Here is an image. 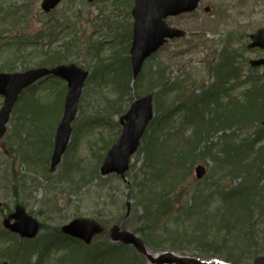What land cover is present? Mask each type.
I'll return each instance as SVG.
<instances>
[{
  "label": "rangeland",
  "instance_id": "1",
  "mask_svg": "<svg viewBox=\"0 0 264 264\" xmlns=\"http://www.w3.org/2000/svg\"><path fill=\"white\" fill-rule=\"evenodd\" d=\"M42 1L0 0V71L7 67L9 60L16 61L23 46V54L36 57L44 56L47 49L66 50L73 53L72 62L88 68L96 60L91 58L95 52L90 46L92 42L106 43L103 54L107 56L122 45L119 28L125 26L128 36L132 0H96L93 3L65 0L50 14L43 12ZM201 5L200 10L174 22L175 26L178 24L186 30L187 35L169 41L156 56L147 60L142 70L145 75L141 80L137 79L144 90L142 95L154 94L155 115L167 118L172 106L181 110L163 123V133L157 132L164 138V144L153 162L146 158V148L154 139L142 138L138 151L132 156V168L126 178L115 176L120 178L118 180L110 175L92 186L79 188L75 181L77 177L66 172L75 152L69 153L55 172H50L54 136L63 113L67 85L52 78L21 95L0 145V201L3 202L0 208V246L12 242L13 249L14 246L21 249L30 244L29 239L8 235L1 227L10 211L22 206L41 223L37 237L31 240L39 250L44 248V241L47 247L54 245L49 242H57L59 234H63L61 228L75 218L100 222L107 232V235L96 237L89 246H94V253H97L93 260L88 250H82V246L73 250L66 240V244L59 245L58 242L43 257L35 252L32 264H100L98 247L106 243V237L110 239L109 229L113 226L128 229L144 238L148 251L153 253L173 251L205 262L221 260L226 264H252L255 257L264 255V192L255 197L261 200L258 199L259 206L253 210L247 233L234 227L235 232L221 230L217 232V239L208 237L203 243L195 237L197 231L202 233V226L211 224L213 227L223 218L226 208L223 209L225 206L215 195L216 191L224 193L254 177L261 180L258 186L264 189V177L258 176L257 169L246 174L236 168L243 164L242 168L245 162L248 165L255 153L264 154V137H259L264 131L260 128L264 109L261 116L259 112L254 113L261 103L264 106V97L251 100L254 105L246 112L239 107L231 117L214 111L215 102L203 104V110H198L200 120H193L197 113L184 109L180 105L182 100H177L178 92L187 96H208L215 92L214 85H211L217 80L214 66L222 62L220 55L225 50L241 56L236 65L243 67V75L251 71L249 60L264 56V50L247 47L251 42L250 35L264 27V0H201ZM122 14L127 16V21ZM173 21L168 19L170 24ZM111 28L117 29V35ZM109 35H113L117 42L108 43L112 39ZM27 42L30 44H25ZM254 71L262 75L264 82V68H255ZM165 83L174 89L166 90ZM252 87V82H248L237 87L230 96L237 100L239 97L246 106L249 95L244 97L242 93L249 89V94ZM98 95L93 86L86 96L84 93L78 120L86 119L96 110L100 101ZM230 96L225 95L223 103L230 101ZM2 105L3 97L0 96V108ZM165 123L168 124L165 126ZM200 125H203V132L197 141L195 135ZM150 128L146 133L153 135L154 129ZM85 139L83 135L77 136L75 146L71 142L72 149L83 145ZM228 149L240 151L235 158L239 159L237 162ZM199 164L206 167L201 179L196 177L195 170ZM65 178L76 190L63 184ZM150 189L157 194L163 193L166 200L168 196L173 210L163 215L155 213L159 210L154 205L156 202L148 206L143 197ZM147 236L151 240L146 239ZM130 248L108 254L103 264H125L132 260H135L134 264H149L146 258ZM120 253L124 258L117 257ZM113 256L114 260L110 258ZM4 260L10 264L13 262L10 258H1L0 263Z\"/></svg>",
  "mask_w": 264,
  "mask_h": 264
},
{
  "label": "trees",
  "instance_id": "2",
  "mask_svg": "<svg viewBox=\"0 0 264 264\" xmlns=\"http://www.w3.org/2000/svg\"><path fill=\"white\" fill-rule=\"evenodd\" d=\"M130 35V34H129ZM130 37V36H129ZM120 43L122 45L116 52H111L109 55L105 56L103 54V51H105L107 44L97 42L92 44L93 48H95V52L91 58H95L96 60L90 64L88 67L91 70L90 77L88 79V82L86 84L84 93L85 96L90 92L91 87L93 86L100 95L99 96V102L96 105V110L91 113L86 119H80L76 121L74 125V134H73V146H75L76 141L75 138L79 135H83L85 137V141L83 145L77 146V148L70 145V148L66 154V156L71 153L75 152L74 160L71 162L70 167L66 169L67 175L71 174L72 176H76L78 182L79 188H87L89 186H92L97 181L101 182L103 181L102 176L100 174V166L101 163L105 157L106 152L108 149L117 141L120 133H121V126L119 123V120H116L115 117L122 116L128 109L129 105L132 102V68H131V61L129 58V40L125 38L119 39ZM117 42V41H116ZM30 44V43H25ZM23 46V45H22ZM25 49V46H23L19 50V54L15 60H9L7 62V67H3L4 70L14 71V70H23L30 67L35 66H42V65H57L62 62H71L74 60V56H72L73 53H67L66 50H52L47 49L44 56L37 55H30V54H23L22 50ZM78 56H80L78 54ZM86 62V61H85ZM232 64V63H231ZM233 65V64H232ZM236 68H233L232 71H235ZM145 75V73H141L139 76V80H141L142 76ZM232 79L234 76L237 78V74H232ZM254 77L257 78V76L254 75ZM161 79V78H159ZM231 79V80H232ZM252 79L251 77L248 78V80ZM258 79V78H257ZM216 87L215 92V98L220 97V92L223 88V77L220 76ZM166 90H172L174 88L170 89V86L168 87L165 83ZM255 88H258L257 85H254ZM103 90V93L101 89ZM105 88H108V91H105ZM261 88V87H260ZM144 93V90L141 88L140 83L136 82L134 95L139 97ZM251 93L253 95H259V91L257 89H254ZM90 95V94H89ZM88 95V96H89ZM207 100H204L201 103L207 102ZM193 104H197L195 100L192 101ZM199 104V103H198ZM79 118V117H78ZM166 117H161V115L157 116L155 120L152 122L151 128L154 129V134L151 135L149 132L146 133L145 136H149L151 140L154 139L152 143H149L148 147L146 148V158L151 159L152 162L155 160V156L157 155V152L161 150V145L163 144L162 135L159 133H163L164 127L163 123ZM168 119V117H167ZM199 126L200 133L198 136L202 134V129ZM150 128V130H151ZM159 131V133H157ZM159 134V135H156ZM264 134H261L259 137H263ZM199 140V137L197 138V141ZM196 141V142H197ZM84 149V152H83ZM70 151V152H69ZM103 152V153H102ZM91 160H94L92 163ZM264 154H261L260 152L252 159V161L247 165V162H245L244 166L240 169L243 172L246 171V174L250 173L253 169L258 170V176L264 177ZM151 165V164H149ZM246 165V166H245ZM73 166V167H72ZM238 167V166H237ZM236 167V168H237ZM65 172V173H66ZM68 178V177H67ZM63 179V184H68L71 188V190L74 189L75 186L71 185L69 182V179ZM113 178H117L120 180V178L113 176ZM261 180H256L254 177L253 180H250L248 182H243L241 185H239L236 188H231L229 191H225L224 193H220L216 191L215 195L219 200H222L224 204V208H226L225 213L223 212V218L220 219L219 223H216L213 227L211 224H207L201 227L202 233L195 234V237L198 241L201 243L204 242L206 238H212L217 239V232H220L221 230L230 232L234 231L235 229H239L240 231H244L247 233V230H249L250 227V218L252 216L253 210L256 206H259L258 199H255L258 193L264 192L263 186L260 185ZM67 190H70L67 189ZM70 190V191H71ZM111 191V190H110ZM224 191V190H222ZM163 193H155L151 189L148 191V193L144 194V198L146 200V204L148 206H152L154 202H156L154 205L157 207L156 209H159L157 212H160L162 215L166 212H170L173 210V203H169L168 196L167 200L164 195V197L161 195ZM214 196V195H213ZM106 198V197H105ZM209 199V197H208ZM105 200V199H104ZM261 200V199H260ZM154 213V215H155ZM235 232V231H234ZM143 233V232H142ZM150 236V234H148ZM59 238L57 239V242H49L55 243L52 246L47 247L45 244V241L43 242V249L39 250V247L37 244H33L30 240V244L28 247L17 249V247L13 245L12 242H7V245L0 248V259L1 258H10L12 261V264H32V256L35 252L38 251L39 256L43 257L47 254V252L53 247L56 246L59 242V245L61 243L66 244V240H69L70 245L75 241L76 244L71 245V249L75 250L74 248L79 246V248H82V250H88L90 255L92 256V260L94 258V255L97 253H94L95 247H88L84 246L81 241L75 240V239H69L63 234H59ZM146 239H149L148 236L145 237ZM46 239V238H43ZM25 240V239H24ZM151 240V239H149ZM207 240V239H206ZM106 243H103L101 247H98L97 252H99V263L103 264L104 257H107L108 254H113V252H116L119 249L126 248L123 245L120 244H113L110 243L108 240L105 239ZM82 246V247H81ZM104 248H106L104 250ZM129 249V247H127ZM131 250V248L129 249ZM41 253H40V252ZM96 251V250H95ZM68 252H65V255ZM136 255V254H135ZM76 256V255H75ZM120 259L123 257V254L120 253L117 255ZM111 259H115V257H110ZM133 262H128L125 264H134L135 260H132ZM43 262V260H42ZM123 263V261H120ZM1 264V263H0ZM41 264V262L37 263ZM73 264H76L75 262ZM92 264H97L96 262ZM112 264V263H108Z\"/></svg>",
  "mask_w": 264,
  "mask_h": 264
},
{
  "label": "water",
  "instance_id": "3",
  "mask_svg": "<svg viewBox=\"0 0 264 264\" xmlns=\"http://www.w3.org/2000/svg\"><path fill=\"white\" fill-rule=\"evenodd\" d=\"M61 0H44L43 8L50 11ZM93 1V0H89ZM200 0H136L133 9L135 17L134 36L130 49L131 62L134 81L141 72L143 63L147 57L156 52L167 37L182 35L181 31L168 27L164 19L168 15L193 11L198 6ZM258 43L250 46H261L264 48V29L253 36ZM253 65H264V58L252 61ZM54 75L63 78L68 84V93L65 100L64 113L59 122L55 141L54 151L51 157L50 171H54L62 160L66 152L72 134V124L75 120L79 103L83 93L85 82L89 76V71L84 70L75 63L58 65L54 68L40 67L23 72L0 73V94L5 96L4 105L0 110V139L7 131V123L10 119L12 109L24 88L31 86L40 78ZM154 116L153 95L147 94L139 99H135L128 112L122 116V134L117 143L108 151L101 166V173L106 176L116 172L125 178V173L129 169L130 157L137 151L140 140L145 133L147 126ZM205 168H197L198 177H202ZM1 205V203H0ZM15 223L9 220L5 225L11 230L18 232L22 237H35L39 230V223L32 216H27L22 207H17L14 214ZM63 232L73 237L81 238L90 244L94 235L102 232L103 228L94 221L85 219H75L70 224L62 228ZM114 240H122L125 243L134 244L141 252H145L149 259L156 263L186 262L194 261L189 258H178L172 253H166L160 258H154L147 253L146 246L141 238L136 237L129 231H119V227L114 228L112 233ZM184 260V261H183ZM197 262V261H196ZM4 264H8L5 262ZM195 264V263H194ZM254 264H264V257L255 259Z\"/></svg>",
  "mask_w": 264,
  "mask_h": 264
},
{
  "label": "flooded vegetation",
  "instance_id": "4",
  "mask_svg": "<svg viewBox=\"0 0 264 264\" xmlns=\"http://www.w3.org/2000/svg\"><path fill=\"white\" fill-rule=\"evenodd\" d=\"M208 10H209V8H208ZM188 14H191V13H188ZM184 15H186V14H180V15H176V16H171V17H169V18H172V19H174V21H173V24H170V26H172V27H177V28H180L179 27V25L177 24V26H175L174 25V22H176V20L178 19V18H181L182 16H184ZM168 18V19H169ZM168 19H167V21H168ZM180 29H183V28H180ZM186 31V30H185ZM186 35H187V32H186ZM185 35V36H186ZM182 38H184V37H182ZM179 39H181V38H179ZM173 40V39H172ZM171 41V40H170ZM257 48H255V50H256Z\"/></svg>",
  "mask_w": 264,
  "mask_h": 264
}]
</instances>
